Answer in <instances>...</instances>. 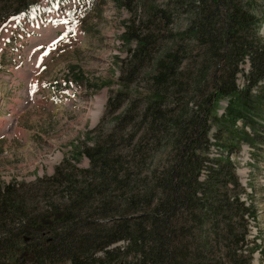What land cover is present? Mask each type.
<instances>
[{
	"label": "trees",
	"instance_id": "1",
	"mask_svg": "<svg viewBox=\"0 0 264 264\" xmlns=\"http://www.w3.org/2000/svg\"><path fill=\"white\" fill-rule=\"evenodd\" d=\"M7 1L0 7V24L20 15L30 17L42 7L40 0L0 3ZM119 1L135 15L132 0ZM207 1H199L189 30L217 54L219 64L223 62L212 89L200 82L194 90V83L186 89L179 80L181 51L171 48L153 62V81L144 96L148 136L161 140L173 131L177 153L172 162L144 167L138 159L142 149L137 153L128 145L116 151L113 141L95 140L79 151L89 159L87 167H80L77 157H66L50 176L28 184L17 180L4 184L0 264H114L118 257L129 256V264H254L259 247L250 245L247 236L259 212L232 154L243 143L259 146L264 135V43L250 35L257 23L250 8L233 0ZM129 20L125 40L137 42L130 57L142 63L150 57L156 38L136 29L141 19ZM246 57L251 61L248 73L241 67ZM135 64L106 104V113L122 110L116 117L118 130L136 116L126 98L139 73ZM240 72L247 78L242 88L237 84ZM187 96L181 109L180 101ZM225 98L228 104L219 115L216 108ZM213 128L216 144L224 147L218 156L210 155L208 135ZM214 188L219 193L212 202L206 201ZM55 197L58 202L50 200ZM188 221L203 230L194 247L184 243L193 234Z\"/></svg>",
	"mask_w": 264,
	"mask_h": 264
},
{
	"label": "rangeland",
	"instance_id": "2",
	"mask_svg": "<svg viewBox=\"0 0 264 264\" xmlns=\"http://www.w3.org/2000/svg\"><path fill=\"white\" fill-rule=\"evenodd\" d=\"M199 1L132 0L129 5L135 15H131L119 0H59L45 14L41 13L42 7L31 17L20 15L2 22L0 188L13 180L28 184L39 177L50 176L66 157H77L78 165L87 167L89 159L79 155V151L95 140L113 141L116 151L128 145L136 152L142 149L141 154L137 153L144 167L159 162L168 166L177 153L173 131L161 140L153 141L151 135L148 136L144 96L153 81V62L171 48L181 51L179 80L185 88L194 83V90L200 82L209 91L212 89L213 77L223 62L219 64L217 54L209 52L204 40L195 36L199 34L189 30L200 8ZM233 1L255 14L257 23L252 26L250 35H256L264 43V0ZM40 2L45 8L50 4V0ZM8 3H0V7ZM224 11L221 7L222 15ZM134 16L141 19L136 29L156 38L150 57L142 63L135 62V56L134 61L130 57L137 42L127 43L124 37L129 19ZM134 64L139 65V73L131 85L132 93L126 98L133 104L136 116L129 120L127 128L118 130L115 129L116 117L122 110L106 113V104L110 95L121 89L123 79ZM241 67L244 73L249 72L248 57ZM246 79L238 73L240 88ZM192 94L198 98L194 91ZM187 98L181 99V109ZM227 104V98L220 100L216 108L219 115L224 113ZM238 125L242 123L239 121ZM215 130L213 128L208 135L212 143L211 156H218L224 149L221 143L216 144ZM232 159L237 162L242 184L247 193L254 196L253 202L258 207V220L250 222L247 239L250 245L256 243L259 247L253 263L264 264V135L257 147L243 143L241 149L232 154ZM218 193L219 188H214L206 201L212 202ZM56 197L50 200L58 202ZM117 201L123 207V201L118 197ZM41 202L44 205L45 199ZM187 228L193 234L188 235L184 243L194 247L203 230L197 229L193 221H188ZM131 260V256L118 257L113 263L129 264Z\"/></svg>",
	"mask_w": 264,
	"mask_h": 264
}]
</instances>
